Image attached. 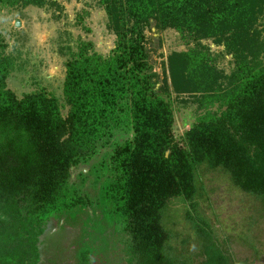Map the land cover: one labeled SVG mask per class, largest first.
I'll list each match as a JSON object with an SVG mask.
<instances>
[{"label": "trees", "instance_id": "1", "mask_svg": "<svg viewBox=\"0 0 264 264\" xmlns=\"http://www.w3.org/2000/svg\"><path fill=\"white\" fill-rule=\"evenodd\" d=\"M97 1L112 22L114 46L107 55L91 42L67 47L63 103L44 89L18 95L7 86L14 60L0 31V264H59L42 257L40 237L66 215L70 240L86 243L73 251L72 264L108 259L116 238H100L95 221L79 228L77 208L95 203L106 221L120 225L129 262L249 264L234 260L214 237L199 210L198 173L220 171L264 206V66L248 60L261 51L252 47L247 18L262 0ZM27 6L60 8L55 0H0V11ZM150 20L181 35L217 36L233 57L234 70L224 75L207 52L173 53L171 63L194 69L196 62L213 82L204 110L178 137L172 102L156 87L148 60ZM80 165L90 166L93 197L82 189L84 176L70 182ZM172 199L186 205L192 236L180 238L164 222Z\"/></svg>", "mask_w": 264, "mask_h": 264}, {"label": "rangeland", "instance_id": "2", "mask_svg": "<svg viewBox=\"0 0 264 264\" xmlns=\"http://www.w3.org/2000/svg\"><path fill=\"white\" fill-rule=\"evenodd\" d=\"M55 2L60 8L27 6L0 11V31L5 42L4 52L14 60L7 86L18 95L44 89L63 103L62 83L67 47L74 50L79 42H91L96 52L107 55L114 46L116 36L111 20L97 0ZM263 2L262 0L255 6H250L247 18L251 28L248 35L255 42L252 47L261 51L257 56H249L248 60L254 62L259 58L260 65L264 66ZM145 37L148 60L158 75L156 87L172 102L175 117L173 132L176 137L181 136L197 114L204 110L209 96L213 95L210 88L213 82L199 69L198 64L196 66V62L194 69H187V64L179 66L177 62L171 63L173 53L207 52L209 58L215 57L218 70L224 75H231L234 70L233 57L226 53L224 41L216 42L220 38L205 37L199 30L181 35L171 28L160 29L154 20H150L145 28ZM236 40L233 44L239 46V41L235 42ZM246 50L251 49L246 46ZM246 50L243 49L245 54ZM66 109L67 106L62 111L65 112ZM89 167L80 165L75 168L70 174V182L80 184L84 176L82 189L93 197L97 191L93 185V177H87ZM198 177L202 182V192L197 199L199 210L211 222L213 235L220 246L234 260L264 264V206L235 189L228 177L220 171L200 170ZM171 201L165 212L164 222L180 238L188 234L192 236L189 223L184 218L186 205L176 199ZM98 207L95 203L85 211L77 208L81 223L79 228L84 222L95 221L104 231L100 238H116V246L111 249L108 259L96 260L93 264H135L133 261L129 262L130 257L125 254L129 242L121 234L120 225L113 220L106 221ZM69 217L66 215L59 221L52 220L48 223L40 237L42 257L47 255L56 258L59 264H72L73 251L82 249L86 244L82 240H70L71 231L74 230L68 224ZM63 233L66 237H60ZM53 241H57L63 254L53 246Z\"/></svg>", "mask_w": 264, "mask_h": 264}]
</instances>
